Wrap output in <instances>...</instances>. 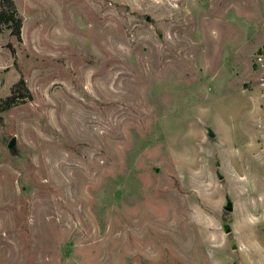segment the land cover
Instances as JSON below:
<instances>
[{
    "label": "rangeland",
    "instance_id": "1",
    "mask_svg": "<svg viewBox=\"0 0 264 264\" xmlns=\"http://www.w3.org/2000/svg\"><path fill=\"white\" fill-rule=\"evenodd\" d=\"M13 1L0 264H264V0Z\"/></svg>",
    "mask_w": 264,
    "mask_h": 264
},
{
    "label": "trees",
    "instance_id": "2",
    "mask_svg": "<svg viewBox=\"0 0 264 264\" xmlns=\"http://www.w3.org/2000/svg\"><path fill=\"white\" fill-rule=\"evenodd\" d=\"M22 18L17 11L13 0H0V34L3 30H8L9 35L13 36L18 42L21 40ZM29 96L22 79H19L11 88L10 95L2 103L3 109H8L15 101L16 97L25 98Z\"/></svg>",
    "mask_w": 264,
    "mask_h": 264
}]
</instances>
